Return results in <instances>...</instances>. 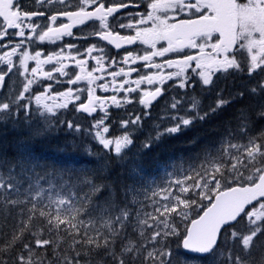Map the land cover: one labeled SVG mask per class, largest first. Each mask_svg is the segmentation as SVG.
Here are the masks:
<instances>
[{"label":"snow or ice","instance_id":"snow-or-ice-1","mask_svg":"<svg viewBox=\"0 0 264 264\" xmlns=\"http://www.w3.org/2000/svg\"><path fill=\"white\" fill-rule=\"evenodd\" d=\"M66 37L106 43L30 51ZM229 76L244 82L231 99L250 95L257 111L241 110L199 164L175 165L159 184L126 186L123 207L92 168L37 171L45 165L32 141L66 129L85 156L122 158L165 94L177 93L161 108L159 120L171 124L154 125L157 140L227 105L221 88L202 113L190 93ZM69 111L87 124L62 119ZM253 115L264 119V0H0V123L28 129L16 156L0 149V264H176L171 237L208 264H264V129Z\"/></svg>","mask_w":264,"mask_h":264},{"label":"trees","instance_id":"trees-1","mask_svg":"<svg viewBox=\"0 0 264 264\" xmlns=\"http://www.w3.org/2000/svg\"><path fill=\"white\" fill-rule=\"evenodd\" d=\"M221 88L224 89V98L230 99V102L215 112H209L202 120L199 118L194 119L190 126L182 127L179 134H164L159 140H156L154 135H156L157 129L151 128L156 124H162L163 126L159 130L163 131V127H168L171 124L165 122H149L145 124L144 128L133 130L135 144L140 147V150L145 152L146 167L152 168L154 163L159 164L170 159L175 161L183 160L185 163L192 165L200 163L197 157L202 158V154L206 149L216 147L226 133L227 127H235L241 110L249 115L257 111L256 98L246 95L243 98L236 97L231 99L229 95L230 93L234 95L236 92L244 90V82L241 77L235 79V77L229 76L226 79H218L210 91H201L198 87L190 95H195L200 100V110L203 113L215 107V102L218 98L216 92ZM255 118L253 115V127L256 130L264 129V119ZM27 136L28 129L22 120L17 127H13L11 122L0 123V149L3 150V155L8 158L16 156L17 144L21 139H26ZM72 139L73 137L68 134L67 130L62 129L46 139L32 141L30 143L31 152L45 165L44 168H38L37 171L43 173L54 169L59 171L60 169L68 168L73 170L92 168L96 171L97 182L110 185L115 192L116 203L123 207L122 189L129 185L140 186L138 185V178L131 175L130 167L117 162L114 159V155H104L100 159L85 156L82 151L68 143ZM76 143L79 145L81 141L77 140ZM145 143H151V146L142 149L141 145ZM95 150L98 151V146ZM2 170L6 174L7 169L4 168ZM65 176L67 178V172H65ZM42 183L46 186V181ZM107 197L108 189H105L104 196L96 199L102 201ZM129 231L131 230L129 229ZM180 239L181 237L169 238L170 246L175 250L176 264H179L184 258H191L182 252L180 246L178 247Z\"/></svg>","mask_w":264,"mask_h":264},{"label":"rangeland","instance_id":"rangeland-1","mask_svg":"<svg viewBox=\"0 0 264 264\" xmlns=\"http://www.w3.org/2000/svg\"><path fill=\"white\" fill-rule=\"evenodd\" d=\"M116 134H121V133H116ZM98 150L100 151L99 147H98ZM139 150L140 149L137 147V145L134 142L133 145H131L129 147V149L126 150V153L122 158L116 157V159L122 163H126L130 168H133L134 170H140V172L142 173L141 175H138V176H140V177H138V180L140 181V183L138 185H140V186L141 185L149 186L150 182L153 180H155L157 182V184L161 183L162 181L167 179V177L165 176V173L171 172L173 170V166H175V165L183 164L184 167L189 166V164L182 163L180 160L168 161V162L163 163L161 165H158L154 168H151V171H149L145 167V164H144V162H146L145 161L146 159L143 158L144 155L139 156V154H138ZM135 176H137V172L135 173ZM205 203H206V201H205ZM131 207L135 208L138 206H131ZM194 215H195V213H193V216ZM185 261H187L188 264H208L207 260L199 261V260H195L193 258H191V259L184 258L179 262V264H185Z\"/></svg>","mask_w":264,"mask_h":264},{"label":"flooded vegetation","instance_id":"flooded-vegetation-1","mask_svg":"<svg viewBox=\"0 0 264 264\" xmlns=\"http://www.w3.org/2000/svg\"><path fill=\"white\" fill-rule=\"evenodd\" d=\"M30 10H33V11H34V10H37V9H36V8H32V9H30ZM64 22H67V21L65 20ZM81 27H83L85 33H87V32H91V31L93 30V26H92L91 22H89L88 25H86V26H81ZM73 31H74V33H77L78 35L80 34V32H79L78 29H73ZM121 34H122V35H126V34H132V33L122 32ZM62 43H63V44H67V43H77V44H83V46L86 47V46H88V44H91V43H97V44H99L100 46H105V43H106V42L99 41L97 38L93 37V38H91L87 43H84V42H82V41H78V40H74V39H72V38L66 37V38L64 39L63 42H57L56 44H49V43L46 42V43L43 44V45H38L36 49H30V51H32V50H43V51L45 52V54H47L48 52H51V51H57V50L59 49V47L61 46ZM160 46H166V44H165L164 42H161V44L158 45V47H160ZM126 47H128L129 50H134V47H135V46H126ZM107 48L110 50V54H111V55H114V56H115L117 51H120V56L124 55L123 50H115L114 47L111 46V45H107ZM183 54H192V52L186 50L185 53H183ZM116 58L119 59L120 57L117 56ZM169 58H173V59H175V58H178V56L173 55V54H170V55H169ZM157 62H160V61L157 60ZM66 63H68L69 65H71L72 62H71V61H66ZM33 66H35V65H34V62L30 61V62H29V67L31 68V67H33ZM120 66H123V65H120ZM44 70H45V71H50V70H52V66H51V65H45V66H44ZM114 70H115V69H114ZM69 71H71V69H69ZM76 71H78V69H76ZM142 74H148V73H147V72H144V73H142ZM131 78H132V79H136V78H138V77H136L135 74H134L133 77H131ZM79 86L83 88V87H85L86 85H85L84 82H81ZM65 87H66V86H65ZM142 87H146V86H142ZM61 90H64V89L62 88ZM173 92H174V91H169L167 94H165V96H163V97H162V98H161V99L155 104V107H153V109H152V113L155 112V111H157V109H158L160 106H162V105L165 103V101L169 100L170 94H173ZM97 94H100V93L98 92ZM109 94H111V93H109ZM137 110H138V109H137ZM122 111H123V110H122Z\"/></svg>","mask_w":264,"mask_h":264},{"label":"water","instance_id":"water-1","mask_svg":"<svg viewBox=\"0 0 264 264\" xmlns=\"http://www.w3.org/2000/svg\"><path fill=\"white\" fill-rule=\"evenodd\" d=\"M183 248V247H182ZM185 250V249H184ZM187 253H190V254H194V255H199V254H196V253H191L189 252L188 250H185Z\"/></svg>","mask_w":264,"mask_h":264},{"label":"bare ground","instance_id":"bare-ground-1","mask_svg":"<svg viewBox=\"0 0 264 264\" xmlns=\"http://www.w3.org/2000/svg\"><path fill=\"white\" fill-rule=\"evenodd\" d=\"M242 108H243V106H242ZM249 110V109H248ZM229 111V110H228ZM251 111V110H250ZM252 112V111H251ZM224 114V113H223ZM229 119V118H228ZM256 119V118H255ZM219 121H220V119H219ZM229 125V124H228ZM258 127V126H257ZM211 130V129H210ZM9 140V139H8ZM11 145V144H10Z\"/></svg>","mask_w":264,"mask_h":264}]
</instances>
